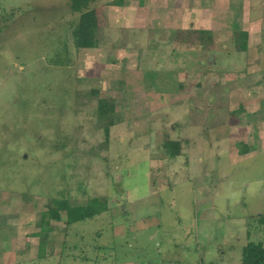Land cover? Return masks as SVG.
Returning a JSON list of instances; mask_svg holds the SVG:
<instances>
[{
	"label": "rangeland",
	"instance_id": "obj_1",
	"mask_svg": "<svg viewBox=\"0 0 264 264\" xmlns=\"http://www.w3.org/2000/svg\"><path fill=\"white\" fill-rule=\"evenodd\" d=\"M96 7L78 50L69 0H0V264H242L264 246V0ZM93 198L35 236L54 200Z\"/></svg>",
	"mask_w": 264,
	"mask_h": 264
},
{
	"label": "trees",
	"instance_id": "obj_2",
	"mask_svg": "<svg viewBox=\"0 0 264 264\" xmlns=\"http://www.w3.org/2000/svg\"><path fill=\"white\" fill-rule=\"evenodd\" d=\"M70 8L75 14H80L78 21L71 25L72 40L76 49L92 50L98 48L97 34L100 30L101 19L99 14L102 8H97V0H69ZM117 1L106 4L107 6L116 5ZM124 3V0H121ZM117 6V5H116ZM246 38L247 33H243L241 45L242 50L247 49ZM56 66L63 65L60 62L59 56L53 62ZM97 94V91H94ZM115 113V104L106 99L99 100L97 114L102 119H111L113 122L112 114ZM107 137L109 136V128L105 130ZM166 152L170 158H176L181 153V145L177 142H168L166 145ZM241 155H246L250 152L249 147L244 146L239 150ZM53 207L49 209L48 213L44 214L41 231L35 234L36 237H41L52 231L48 221L49 218L55 221H62L61 213H66L67 225L71 226L79 222L91 220L96 216L108 210V203L106 199L93 198L89 200L87 205L72 206L67 199H56L53 201ZM260 222L264 225V217L259 218ZM44 242H41L39 249V257L44 254ZM41 253V254H40ZM242 264H264V246L261 243H249L246 245L242 252Z\"/></svg>",
	"mask_w": 264,
	"mask_h": 264
}]
</instances>
